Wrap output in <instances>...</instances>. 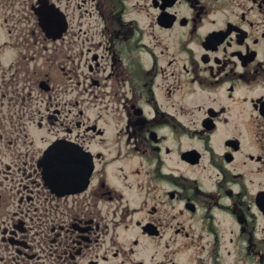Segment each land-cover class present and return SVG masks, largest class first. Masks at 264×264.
Segmentation results:
<instances>
[{"label":"flooded vegetation","instance_id":"1","mask_svg":"<svg viewBox=\"0 0 264 264\" xmlns=\"http://www.w3.org/2000/svg\"><path fill=\"white\" fill-rule=\"evenodd\" d=\"M0 9V264H264V0ZM59 139L81 190L47 183Z\"/></svg>","mask_w":264,"mask_h":264},{"label":"water","instance_id":"2","mask_svg":"<svg viewBox=\"0 0 264 264\" xmlns=\"http://www.w3.org/2000/svg\"><path fill=\"white\" fill-rule=\"evenodd\" d=\"M41 23L46 26L48 34L54 38L61 36L66 29V19L63 15L55 12H47L40 17ZM85 153L78 147L70 146L62 142L52 145L46 153L45 166L47 176L51 183L55 184L56 177L61 175L70 176L72 169L75 167V161L85 159ZM59 161L62 164H59ZM57 163V165H56ZM58 166V167H57ZM62 170H57V168ZM60 171L61 173H58Z\"/></svg>","mask_w":264,"mask_h":264},{"label":"rangeland","instance_id":"3","mask_svg":"<svg viewBox=\"0 0 264 264\" xmlns=\"http://www.w3.org/2000/svg\"><path fill=\"white\" fill-rule=\"evenodd\" d=\"M3 9H0V21L1 22H3ZM66 78V76H64L63 77V79H65ZM66 80V79H65ZM90 113L91 114H93L94 116H96L99 112H97V111H90ZM104 114H106L105 112H104ZM50 134V133H49ZM49 134H46V137L47 138H49V137H51V136H49ZM150 251H152V252H158V257L160 258V259H166V257H165V248H163V247H158V246H151V249H150Z\"/></svg>","mask_w":264,"mask_h":264}]
</instances>
